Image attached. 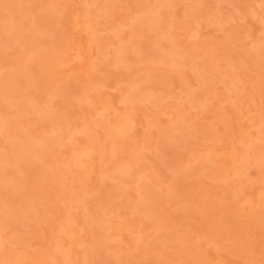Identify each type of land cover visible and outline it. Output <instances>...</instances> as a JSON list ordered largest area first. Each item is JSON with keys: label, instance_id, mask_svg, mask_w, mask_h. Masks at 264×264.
Returning a JSON list of instances; mask_svg holds the SVG:
<instances>
[{"label": "rangeland", "instance_id": "obj_1", "mask_svg": "<svg viewBox=\"0 0 264 264\" xmlns=\"http://www.w3.org/2000/svg\"><path fill=\"white\" fill-rule=\"evenodd\" d=\"M0 264H264V0H0Z\"/></svg>", "mask_w": 264, "mask_h": 264}, {"label": "bare ground", "instance_id": "obj_2", "mask_svg": "<svg viewBox=\"0 0 264 264\" xmlns=\"http://www.w3.org/2000/svg\"><path fill=\"white\" fill-rule=\"evenodd\" d=\"M164 1V0H163ZM159 5V4H158ZM151 12V11H150ZM155 15V14H154ZM151 19H153V18H151ZM151 19L149 20V21H151ZM156 22V21H155ZM80 48V49H79ZM66 50V49H65ZM68 51V52H67ZM66 52H67V56L60 62V60H59V62L60 63H58V64H60V66H66V65H69V64H73L74 66H77V67H85L84 65H86L85 63V60H86V58H87V54H86V51H81V47H78V48H72V47H69V49L68 50H66ZM65 52V53H66ZM84 52H85V54H84ZM64 55H62V56H64ZM196 98V97H195ZM192 99V98H191ZM227 101V100H226ZM214 129V128H213ZM45 140V139H44ZM27 141V140H26ZM29 141V140H28ZM32 141V140H31ZM42 141V140H41ZM46 141V140H45ZM45 141H43V142H45ZM23 142V141H22ZM30 142V141H29ZM40 142V141H39ZM23 143H25V141L23 142ZM22 144V143H21ZM30 144H32L31 142H30ZM17 148V147H16ZM32 149V148H31ZM39 149V148H38ZM32 154V153H31ZM83 154V153H82ZM39 158V157H38ZM35 161V160H34ZM79 164V163H78ZM248 199V198H247ZM250 204V203H249Z\"/></svg>", "mask_w": 264, "mask_h": 264}]
</instances>
